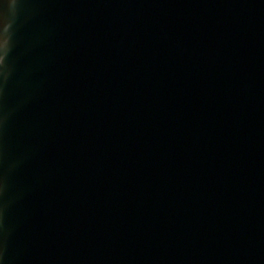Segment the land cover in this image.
<instances>
[{"label": "water", "instance_id": "1", "mask_svg": "<svg viewBox=\"0 0 264 264\" xmlns=\"http://www.w3.org/2000/svg\"><path fill=\"white\" fill-rule=\"evenodd\" d=\"M0 264H264V0H0Z\"/></svg>", "mask_w": 264, "mask_h": 264}]
</instances>
